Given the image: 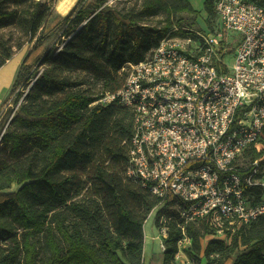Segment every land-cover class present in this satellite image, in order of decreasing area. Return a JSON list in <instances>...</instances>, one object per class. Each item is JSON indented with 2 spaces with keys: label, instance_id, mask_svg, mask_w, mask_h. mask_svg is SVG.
Segmentation results:
<instances>
[{
  "label": "trees",
  "instance_id": "obj_1",
  "mask_svg": "<svg viewBox=\"0 0 264 264\" xmlns=\"http://www.w3.org/2000/svg\"><path fill=\"white\" fill-rule=\"evenodd\" d=\"M56 2L0 0V67L27 46L0 110L40 70L0 136V264H142L144 221L160 201L124 177L132 109L96 101L120 89L122 68L167 34L199 42L196 32H213L215 0L202 3L206 29L189 0H76L66 14ZM244 156L260 159L264 173V147ZM243 192L259 200L263 187ZM174 199L157 211L155 224L165 215L169 232L149 264H175ZM186 228L197 258L213 229L206 220ZM202 254L206 264H264V216L227 239L211 237Z\"/></svg>",
  "mask_w": 264,
  "mask_h": 264
},
{
  "label": "built area",
  "instance_id": "obj_2",
  "mask_svg": "<svg viewBox=\"0 0 264 264\" xmlns=\"http://www.w3.org/2000/svg\"><path fill=\"white\" fill-rule=\"evenodd\" d=\"M214 8L217 27L196 32L201 40L194 50L190 36L167 34L144 59L122 68L120 89L96 101L132 109L124 177L159 204L175 197L176 256L192 245L188 223L206 220L210 236L227 239L264 216L260 159L241 162L249 147L260 149L263 137L264 5L215 0ZM230 53L234 59L228 66L224 58ZM19 88L0 113L12 107ZM255 185L263 187L259 200L243 192ZM157 231L164 250L168 221Z\"/></svg>",
  "mask_w": 264,
  "mask_h": 264
},
{
  "label": "rangeland",
  "instance_id": "obj_3",
  "mask_svg": "<svg viewBox=\"0 0 264 264\" xmlns=\"http://www.w3.org/2000/svg\"><path fill=\"white\" fill-rule=\"evenodd\" d=\"M110 1H112V0H110ZM189 1L192 4L193 8L199 10V13H198L197 18H196L198 25L201 28L206 29L207 24H206V21H204L205 20L204 18H206V13L203 11V9L201 7L203 0H189ZM162 19H163V15H158V16H155V17L148 18V22H151V24H154V23H156L158 21H161ZM207 19L209 21V17H207ZM173 26L175 27V25H173ZM199 26H198V28H199ZM194 29H196V28H194ZM214 29H215V27H214ZM214 29H213V31H214ZM210 32H212V31H210ZM236 40H238V39H236ZM197 44H198L197 41L195 43H193L191 49L195 48L194 46L197 45ZM26 50H27V46H24L20 50L16 51L14 54H19L22 57L24 55V53L26 52ZM233 59H234L233 54L230 53V54L225 56L224 62L228 66H231V64L233 62ZM39 72H40V70H38L36 73H32L30 75V77L28 78V80H26L24 82V84L19 88L18 99H17L16 102L14 101V104L12 105V107L8 108L3 113H0V134L3 132V130L6 127L7 123L11 119V117L13 115V112L17 109L18 105L23 101V97L25 96V93L27 92L28 88L32 85L34 79L37 77ZM263 147H264V140L261 141V144H260V148H263ZM241 162L243 164H248V162H249L248 157L244 156L241 159ZM16 188H17L16 185L12 186V189H16ZM162 206H163L162 204H157L150 211V213L148 214V216L146 217V219L144 221V225H143V227H144V235L146 233L145 232V228H148L150 230L151 235L147 234L148 241H146L147 245H146V247L144 249V252H143L142 264H149L150 259H151L152 256H154V258L156 260L160 259L161 254L163 252V250H161V247H160V239H161V237L159 236V233H158L157 229L159 228V226L161 224L165 223V220L169 221L170 218L166 217L165 215H162L160 217L159 223L155 224V218H156L157 211ZM211 237L212 236L208 235V236H204L203 238H201V245H202L201 247L202 248H201V251H200L199 255L197 256V258L194 257L193 251L191 250V247H190V248H187L185 250L183 249L184 252L180 253L178 256L175 255V257H174L175 264H197V259H199V263L200 264H206L207 263V259L205 258V256H203L202 253H203V248H204L206 242ZM150 239H151V241H150ZM226 241H228V240H226ZM149 253H152L154 255L150 256V258H149ZM217 256H218L217 254H213L210 258H216ZM155 264H157V263H155Z\"/></svg>",
  "mask_w": 264,
  "mask_h": 264
},
{
  "label": "crops",
  "instance_id": "obj_4",
  "mask_svg": "<svg viewBox=\"0 0 264 264\" xmlns=\"http://www.w3.org/2000/svg\"><path fill=\"white\" fill-rule=\"evenodd\" d=\"M204 1V0H203ZM203 3V2H202ZM74 5V4H73ZM72 5V6H73ZM71 6V7H72ZM202 7V6H201ZM15 55V54H14ZM12 55V57L14 56ZM21 56H20V59L18 61V63L16 64V66L14 67V69H8L7 68V61L0 67V103L1 101L6 97V94H7V91L12 83V80H13V77H14V73L17 69V66L21 60ZM10 59V58H9ZM8 59V60H9ZM143 232H144V227H143ZM146 232V231H145ZM147 234L148 235H151V232L150 230L148 229L147 232L145 233L144 235V244H143V252H144V249L147 245L146 241H148V237H147ZM151 241V239H150ZM154 254L152 253H149V258L150 256H152ZM148 258V259H149Z\"/></svg>",
  "mask_w": 264,
  "mask_h": 264
},
{
  "label": "bare ground",
  "instance_id": "obj_5",
  "mask_svg": "<svg viewBox=\"0 0 264 264\" xmlns=\"http://www.w3.org/2000/svg\"><path fill=\"white\" fill-rule=\"evenodd\" d=\"M75 2H76V0H58L56 5H55V8L59 13L66 14L69 11L72 4H74ZM19 59H20V55L15 54L13 57H11L9 60H7V68L8 69H14V67L18 63ZM147 230H148V228H145L146 232H147Z\"/></svg>",
  "mask_w": 264,
  "mask_h": 264
}]
</instances>
